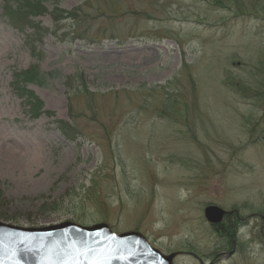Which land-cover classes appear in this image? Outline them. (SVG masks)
I'll return each instance as SVG.
<instances>
[{
	"label": "rangeland",
	"instance_id": "rangeland-1",
	"mask_svg": "<svg viewBox=\"0 0 264 264\" xmlns=\"http://www.w3.org/2000/svg\"><path fill=\"white\" fill-rule=\"evenodd\" d=\"M3 3L0 220L105 221L173 264H264V0H61L34 44ZM32 64L52 114L12 87ZM209 203L238 218L235 241Z\"/></svg>",
	"mask_w": 264,
	"mask_h": 264
},
{
	"label": "water",
	"instance_id": "water-1",
	"mask_svg": "<svg viewBox=\"0 0 264 264\" xmlns=\"http://www.w3.org/2000/svg\"><path fill=\"white\" fill-rule=\"evenodd\" d=\"M228 211L215 203L203 208L212 225ZM175 253L161 252L138 230L115 232L105 221L25 226L0 220V264H173Z\"/></svg>",
	"mask_w": 264,
	"mask_h": 264
},
{
	"label": "trees",
	"instance_id": "trees-1",
	"mask_svg": "<svg viewBox=\"0 0 264 264\" xmlns=\"http://www.w3.org/2000/svg\"><path fill=\"white\" fill-rule=\"evenodd\" d=\"M49 0H4L3 13L13 26L25 31L30 29L26 33V41L34 44V41L39 38L42 31L48 32L49 29L43 27L37 16L49 12L52 14L53 21L58 23L62 18L66 16L65 11L58 7V3L61 0H51L53 4L52 9L48 10L45 2ZM73 13L68 12L71 16ZM34 52V51H32ZM42 72H40L38 66L32 64L25 69H21L13 72L12 87L18 93L19 96L24 97L28 105V111L31 116H38L42 112L52 114L53 112L43 108V101L34 93L33 90L28 89L25 85L28 81L42 80ZM56 124L63 134L68 138L76 136V128L67 120L59 118L56 119ZM1 194V190H0ZM238 218L236 216H226L224 222L220 225L223 226L222 235L227 238V241H233L237 230Z\"/></svg>",
	"mask_w": 264,
	"mask_h": 264
},
{
	"label": "flooded vegetation",
	"instance_id": "flooded-vegetation-1",
	"mask_svg": "<svg viewBox=\"0 0 264 264\" xmlns=\"http://www.w3.org/2000/svg\"><path fill=\"white\" fill-rule=\"evenodd\" d=\"M231 213V211H228L226 214L228 215V214H230ZM233 241H235V240H233Z\"/></svg>",
	"mask_w": 264,
	"mask_h": 264
}]
</instances>
